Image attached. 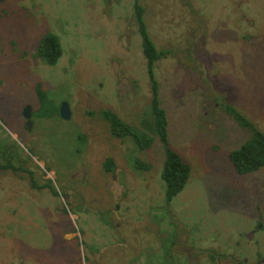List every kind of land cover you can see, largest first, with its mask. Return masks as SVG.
<instances>
[{
	"label": "rangeland",
	"instance_id": "rangeland-1",
	"mask_svg": "<svg viewBox=\"0 0 264 264\" xmlns=\"http://www.w3.org/2000/svg\"><path fill=\"white\" fill-rule=\"evenodd\" d=\"M138 1L141 26L137 0H0V264H188L184 249L226 252L225 236L255 264L258 249L242 233L256 229L264 252V168L236 171L230 152L250 133L227 111L264 131V0ZM142 28L155 46L154 81ZM47 33L63 50L54 65L39 47ZM153 82L170 146L191 165L171 203L157 127L145 151L111 132L109 109L151 132ZM63 103L70 119L59 115ZM102 151L123 166L118 202L104 196L114 181ZM67 189L94 191L96 212L74 207Z\"/></svg>",
	"mask_w": 264,
	"mask_h": 264
},
{
	"label": "trees",
	"instance_id": "trees-1",
	"mask_svg": "<svg viewBox=\"0 0 264 264\" xmlns=\"http://www.w3.org/2000/svg\"><path fill=\"white\" fill-rule=\"evenodd\" d=\"M136 18L140 22L141 26V17L144 15V9L140 2L137 0L136 3ZM144 42V52L147 55L148 59V71L152 81H154V65H155V46L151 41L150 36L146 28L141 29ZM59 37L55 34H45L43 40L41 41L39 47L42 48V54L46 56L50 65H54L62 54V46L60 45ZM153 90L155 92L154 98L151 99L152 105L151 109L155 116V122L151 123L152 135H149L148 132L140 131L134 126L133 129H130L126 121H123L117 117L116 113L109 109L112 114L111 132L116 135H128L133 134L134 140L139 145L140 149L150 148L155 140L153 133V126L157 127V135L165 147L166 158L162 166V179L165 182V192H166V201L171 203L175 196H177L187 184L190 173L191 165L182 159L181 155L172 149L168 137V116L165 113V110L160 106L158 100V90L159 84L153 82ZM151 111V112H152ZM227 111L231 113L234 119L239 123L240 127L249 131L250 136L247 138L242 146L238 149L232 150L230 152V159L236 169L240 174L252 173L257 170L264 168V131L258 129L253 122L248 118L244 117L241 113L235 110L232 107H227ZM147 129H149V124H144ZM137 163V168L141 170L151 169V164L147 159L139 158L135 160ZM107 169L112 170L115 166L113 157H109L105 163ZM2 168L3 165H0ZM57 195V193H55Z\"/></svg>",
	"mask_w": 264,
	"mask_h": 264
},
{
	"label": "flooded vegetation",
	"instance_id": "flooded-vegetation-1",
	"mask_svg": "<svg viewBox=\"0 0 264 264\" xmlns=\"http://www.w3.org/2000/svg\"><path fill=\"white\" fill-rule=\"evenodd\" d=\"M35 48H36V50L38 49V47H35ZM190 50L196 51V49H190ZM190 50L185 55L191 56L192 53ZM199 66H203V65L200 64ZM201 68L206 69L204 66ZM30 113H31V119H32L34 116V110L31 109ZM23 114H24V111H23ZM116 115H117V117H119L123 121H126L127 122L126 125H128L130 129H133L132 125L130 123H128V121L126 119H123V117H121L119 113H116ZM142 129H146L149 131V129H147L144 124L142 126ZM149 135H150V133H149ZM151 135H152V131H151ZM118 137L121 139H124L126 137H130L133 140L134 144L137 146V149L141 150L139 145L137 144V142L134 140L133 134L120 135ZM111 148L115 152V149L113 147H111ZM147 149H149V148L143 149L142 151H145ZM114 152L109 153L106 151H102V153H108L110 155V157H112ZM146 153L147 152H145L144 154H146ZM134 158H139V155H134ZM101 170L103 173H106L110 176L112 175V179L114 181V185L112 187L114 190L113 195L105 192L104 196H108V197L114 196V198L117 199V202L122 200L124 197V193L127 192V189H126L124 183L122 182V179H123V173H121L122 168L115 165L113 167V169L110 170V169H107L105 164L102 163V169ZM73 176L74 175H72L71 177H73ZM73 182L76 183L75 180ZM81 185L86 186L87 184L81 183ZM107 191L111 192L110 189H107ZM67 193H68V198H69L70 202L73 203L74 207H79L82 210H88V211L92 210V211L96 212L94 210L95 206L93 205L92 202L93 201H100V199L94 191H92V193L83 194V193L74 191L73 189H67ZM75 194L79 196L78 199L74 198V197H76ZM118 198H121V199H118ZM259 217L262 221V219H263L262 216H259ZM110 218L111 217L108 214H105L104 216H101V214H100L99 215V223L104 225L107 222L110 224L111 228H118V225H115L114 223L108 221ZM259 224H261V223H259ZM261 228H263V226H261ZM257 233L258 232L256 229V230L252 231L249 235H246L244 233H242V235L246 238L248 244H251L252 247H256L258 249V250L256 249L257 250L256 256H253V258L257 260L255 264H264V252H262V247H259V242H262L259 240V238H261V236H260V234H257ZM217 242L218 243L227 242L230 246L229 250L226 252H223L218 248H207V249L201 248V249H199V248L191 247L189 249H184V251H187L188 254H186V253H182V254L184 255V258H186L187 255H189L190 261L188 262V264H243V261L245 259L244 252H242V254H237L236 247L235 248L231 247L230 237H228V236H225L223 238L217 237ZM93 244H94V240H93ZM92 246H94V245H91V247ZM131 249L134 251H139L140 247L131 248ZM166 264H179V262H178L176 257H173L172 260L167 261Z\"/></svg>",
	"mask_w": 264,
	"mask_h": 264
},
{
	"label": "water",
	"instance_id": "water-1",
	"mask_svg": "<svg viewBox=\"0 0 264 264\" xmlns=\"http://www.w3.org/2000/svg\"><path fill=\"white\" fill-rule=\"evenodd\" d=\"M31 106H26L24 109V116L27 118L29 125L32 124L31 122ZM60 116L64 119L71 118V110L67 103H63L59 109Z\"/></svg>",
	"mask_w": 264,
	"mask_h": 264
},
{
	"label": "clouds",
	"instance_id": "clouds-1",
	"mask_svg": "<svg viewBox=\"0 0 264 264\" xmlns=\"http://www.w3.org/2000/svg\"><path fill=\"white\" fill-rule=\"evenodd\" d=\"M153 98H154V97H153ZM153 98H152V99H153ZM31 108H32V107H31ZM33 110H34V109H33ZM59 115H60V113H59ZM31 120H32V119H31ZM149 133H150V135H151V132H150V131H149ZM154 143H155V142H154ZM113 156H114V155H113ZM113 156H112V157H113ZM113 160H114V163H115L116 166L121 167V168L123 167V166H120L119 164H117V162H116V160H115L114 158H113ZM135 160H136V159H135ZM135 160H134V163H135Z\"/></svg>",
	"mask_w": 264,
	"mask_h": 264
}]
</instances>
